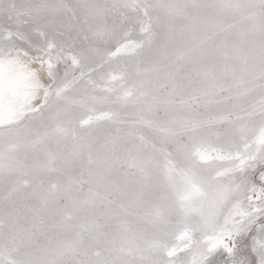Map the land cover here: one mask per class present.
I'll return each mask as SVG.
<instances>
[{"label":"snow or ice","instance_id":"snow-or-ice-1","mask_svg":"<svg viewBox=\"0 0 264 264\" xmlns=\"http://www.w3.org/2000/svg\"><path fill=\"white\" fill-rule=\"evenodd\" d=\"M0 264H264V0H0Z\"/></svg>","mask_w":264,"mask_h":264}]
</instances>
